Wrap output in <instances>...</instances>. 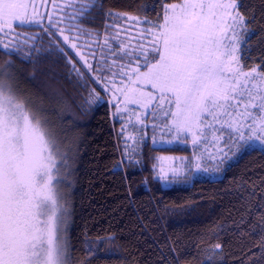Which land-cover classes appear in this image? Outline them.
<instances>
[{
  "label": "trees",
  "instance_id": "obj_1",
  "mask_svg": "<svg viewBox=\"0 0 264 264\" xmlns=\"http://www.w3.org/2000/svg\"><path fill=\"white\" fill-rule=\"evenodd\" d=\"M179 1L96 0L79 22L85 32L74 35L80 39L77 45L95 66L92 54L99 59L101 46L107 53L108 45L116 52L121 45L127 49L133 45L122 30L128 19L115 20L105 13H127L158 23L164 2ZM238 3L239 11L248 17L241 59L248 71L264 64V0ZM70 11L74 13L73 7ZM45 29L57 32L56 36ZM7 34L4 41L9 47L0 45V66L11 61L7 71L16 75L18 96L39 112L68 155L70 170L60 189L71 213L72 264H264V149H242L235 159L230 154L218 172L211 171L218 161L204 165L209 172L188 166L163 186L159 159L183 157L195 165L197 149L188 138L159 145L165 133L163 128L158 132L159 120L150 110L146 126H128L133 136L127 139L123 115L116 112L103 84L89 79L95 71H88L59 30L46 25L13 27ZM37 36L41 38L27 39ZM57 46L65 48L85 74L83 86L75 73L69 76L72 65ZM9 51L14 54L7 55ZM90 93L103 99L86 110ZM85 242L91 252L85 251Z\"/></svg>",
  "mask_w": 264,
  "mask_h": 264
},
{
  "label": "snow or ice",
  "instance_id": "obj_2",
  "mask_svg": "<svg viewBox=\"0 0 264 264\" xmlns=\"http://www.w3.org/2000/svg\"><path fill=\"white\" fill-rule=\"evenodd\" d=\"M77 3L79 8L75 7ZM67 6L74 9L68 17L72 23L61 28L60 34L75 28L79 37L85 32L78 26L79 22L96 6V0L87 3L68 0ZM28 8L29 0H0V35L7 34L5 30L10 31L14 21L39 24L35 14L29 17ZM239 8L238 0L164 2L163 17L162 20L158 17V23L109 11L105 15L115 20L150 24L151 27L142 31L151 36V43L131 52L121 45L116 52L106 39L107 53L101 46L96 59L93 51L95 66L86 60L76 43L69 42L68 35H63V40L84 61L89 72L95 71L96 75L89 79L97 85L103 84L106 93H112L117 101V113L128 110L129 104L150 109L154 118L162 113L168 131L175 132L178 138L190 135L193 145L203 142L205 129L219 125V134L213 140L220 142L224 138V147L217 150L222 156L211 157L214 161L218 159L217 167L211 171L218 172L219 164L252 146L253 140L264 146V71L261 70L264 64L248 71L241 64L248 17ZM49 21L55 28L51 14ZM45 31L56 36L55 32ZM56 50L68 57L67 63L72 65L69 76L75 73L77 83L83 86L85 74L72 63L70 53L59 46ZM10 68L11 61L0 66V264H72L71 213L59 191L69 174L68 155L46 131L39 112L18 96L15 73L5 71ZM145 86H150L151 91H146ZM102 99L101 95L90 93L85 100L89 106L86 110ZM206 116L213 123L205 124ZM137 119L143 124L139 116ZM196 169L210 171L207 167L201 169L200 164ZM171 172L174 177L180 174L175 168ZM160 178L168 179L163 169ZM85 245V251L91 252L87 242ZM220 247L216 245V249Z\"/></svg>",
  "mask_w": 264,
  "mask_h": 264
},
{
  "label": "rangeland",
  "instance_id": "obj_3",
  "mask_svg": "<svg viewBox=\"0 0 264 264\" xmlns=\"http://www.w3.org/2000/svg\"><path fill=\"white\" fill-rule=\"evenodd\" d=\"M176 3H178V2H176ZM78 4H80V3H77L76 5H78ZM33 5H35V8H33ZM67 5H68V0H29L28 15L31 18L33 16V14H35V19L39 21V24H37L35 22H30L27 24H19V22L14 21L13 27H30V26H40V25L52 26L50 24V21H49V14H51V21H52V23H54L56 25L54 30L57 31V30H60L61 28H66L67 25L72 23V21H70L68 19V17L72 16V14H73L70 11L71 7H69ZM61 20H63V23H60ZM140 26H141L140 23H136V21H131V20H128V22H126L124 24V28L122 30H123L124 34H125V32L127 33L129 40L133 42L132 47L128 48L129 52L133 51L134 49H137L141 45L150 46L151 36L148 35L147 33L143 32L142 30L144 28H142ZM121 28H122V26H121ZM133 28H138L139 31L132 30ZM5 31L7 33L9 32V30H7V29ZM65 32H66V34L63 33V35H68L70 37V41H69L70 43H76L77 44V41L80 40L74 36L76 33V29H72L71 31L66 30ZM132 32L135 34H133ZM8 35L9 34L0 35V45L2 46V48H5L4 45H6V42L4 41V39ZM63 35L60 34V37L62 40H63ZM126 60H127V58H125V62H126ZM117 63H121V61H117ZM142 70H144V69H142ZM5 71H7V69H5ZM116 84L117 85L120 84V77L119 76L116 77ZM145 90L151 91L150 86H145ZM107 93L110 96L111 102L116 105L117 101L113 97L112 93L111 92H107ZM119 99L122 100L123 97H120ZM120 107L123 109L124 105L121 103ZM127 108H128V110L122 111L121 114L123 115V118L125 119L124 125H126L125 131H127L125 134L126 138L132 140L133 134L131 133V136H130V129H128V126H131V127H133L134 125H137V127L138 126H140V127L146 126V124L148 123V115L147 114L150 111V109L146 110V109L141 108L139 105H136V104H129L127 106ZM253 111H259V110L253 109ZM137 116H139L140 119L143 120V124H141L138 121ZM145 116H147L146 119H145ZM157 120H159V128H160V129H158V132L163 128L162 131H164V133H165L164 139L159 140V145L170 146V145H173V144L179 142L183 138H188L189 144L192 146V148L197 149V155L195 156V165L191 164V162H189V161H188L189 162V164H188L187 159L183 158V157L167 156V157H163V158L159 159V175L161 177V169H163L164 173L168 177L167 180H163V179L159 178L160 182L163 186H169L170 185L169 177H174L172 175V172H171V170L173 168L179 170L180 174L178 176H175V177H179L180 175H182L184 173V171H186V168L188 166L192 167V166H196L197 164H200L201 169H202V168H204V165H208L210 163L215 164L218 161L219 156H222V153L218 154L217 150L221 147H224V143H223L224 138H222L220 140V142H214V140H213V136L219 134L217 131L220 127L219 125H215L214 127H210V128L205 129V139L203 140V142H201L200 144H197V145H193L191 142V136L190 135L184 134L183 136L178 138L176 136L175 132L170 133L168 131V129L165 127L166 119L162 113L158 114L155 121H157ZM204 122H205V124L213 123L211 120V117H207V116L205 117ZM248 123H250V121H248ZM150 126H153V123H151ZM44 127H45L46 131L51 134V131L47 128V126H44ZM223 131L227 132V129H223ZM245 131H247V129H245ZM251 145L252 146L247 147V148L258 147V148L264 149V146H261L259 144V142L255 141V140H253L251 142ZM225 151H227V148H225ZM212 156H217L218 159L216 161H214L211 159ZM235 157H236V155L234 156V159H235ZM200 171H203V170H200ZM59 191L61 192L60 187H59Z\"/></svg>",
  "mask_w": 264,
  "mask_h": 264
}]
</instances>
